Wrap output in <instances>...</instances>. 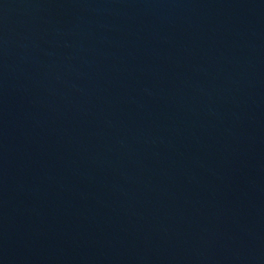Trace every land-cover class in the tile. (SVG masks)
I'll return each mask as SVG.
<instances>
[{"label":"water","instance_id":"water-1","mask_svg":"<svg viewBox=\"0 0 264 264\" xmlns=\"http://www.w3.org/2000/svg\"><path fill=\"white\" fill-rule=\"evenodd\" d=\"M0 264H264V0H0Z\"/></svg>","mask_w":264,"mask_h":264}]
</instances>
